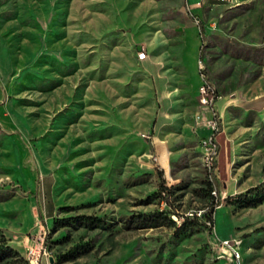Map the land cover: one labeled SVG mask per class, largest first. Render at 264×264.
Here are the masks:
<instances>
[{
    "label": "rangeland",
    "instance_id": "1",
    "mask_svg": "<svg viewBox=\"0 0 264 264\" xmlns=\"http://www.w3.org/2000/svg\"><path fill=\"white\" fill-rule=\"evenodd\" d=\"M198 56L220 96L212 172ZM31 249L264 264V0H0V264Z\"/></svg>",
    "mask_w": 264,
    "mask_h": 264
},
{
    "label": "built area",
    "instance_id": "2",
    "mask_svg": "<svg viewBox=\"0 0 264 264\" xmlns=\"http://www.w3.org/2000/svg\"><path fill=\"white\" fill-rule=\"evenodd\" d=\"M146 52H139V58H145ZM198 71L201 77V83L198 87V96L200 98V102H204V109H201L197 115V120L199 123H202L207 133L201 139L202 149H205L209 152V171L212 172L214 167V162L218 154V143H217V134L220 130V123L218 119L217 107L216 103L219 99V94L216 86L209 79L206 72V64L203 59H198ZM194 216L193 213L187 214V216H182L181 220H186L188 218H192ZM177 220V218H176ZM224 244L229 248L232 254L235 257L240 256V252L238 249L230 244L229 240H225ZM32 256L36 258L37 264L40 261V253H36L31 249ZM43 254H49L47 251H44Z\"/></svg>",
    "mask_w": 264,
    "mask_h": 264
},
{
    "label": "crops",
    "instance_id": "3",
    "mask_svg": "<svg viewBox=\"0 0 264 264\" xmlns=\"http://www.w3.org/2000/svg\"><path fill=\"white\" fill-rule=\"evenodd\" d=\"M207 1H211V0H207ZM157 36H158L157 37L158 39L162 38V37H160L161 36L160 34L157 35ZM164 40H165V38H164ZM176 40H177L178 46H180L182 44V42H183L182 41L183 40V36L181 34H179L176 37ZM197 55H200V51L195 50L194 56L196 57ZM147 57H148V52L146 51L145 59ZM188 58H189L188 55H186V60H188ZM198 59H199V56H198ZM194 72H195L194 80L199 82V84H198V87H199V85L201 83V77H200V74H199V71H198V61L196 63V69H195ZM198 87H197V90H196L197 98H198ZM202 132H204V129L202 130ZM57 209H58V206L56 204H54L52 201H51V203L47 202V204L44 205L42 216H43V219L45 220V222L47 224H50L51 221L54 219V217L56 216ZM39 264H71V263H69V262H59L57 260V258L55 256L51 255V254H41Z\"/></svg>",
    "mask_w": 264,
    "mask_h": 264
},
{
    "label": "trees",
    "instance_id": "4",
    "mask_svg": "<svg viewBox=\"0 0 264 264\" xmlns=\"http://www.w3.org/2000/svg\"><path fill=\"white\" fill-rule=\"evenodd\" d=\"M202 55V54H201ZM253 190V188H251V189H249V191H252ZM214 205H212V207H211V210L209 211V213H208V216H209V218H211L212 219V216H213V213H214ZM183 216H185V215H183ZM188 221H187V219L186 220H183L182 221V223L181 224H186ZM7 248H9V250L11 251V250H13L11 247H7ZM19 254V253H18ZM67 259H63V261H60V262H64V261H66Z\"/></svg>",
    "mask_w": 264,
    "mask_h": 264
},
{
    "label": "bare ground",
    "instance_id": "5",
    "mask_svg": "<svg viewBox=\"0 0 264 264\" xmlns=\"http://www.w3.org/2000/svg\"><path fill=\"white\" fill-rule=\"evenodd\" d=\"M204 103V102H203ZM37 262V261H36Z\"/></svg>",
    "mask_w": 264,
    "mask_h": 264
}]
</instances>
